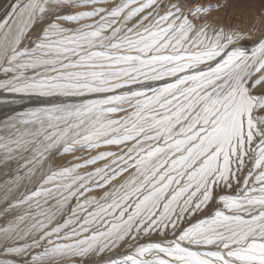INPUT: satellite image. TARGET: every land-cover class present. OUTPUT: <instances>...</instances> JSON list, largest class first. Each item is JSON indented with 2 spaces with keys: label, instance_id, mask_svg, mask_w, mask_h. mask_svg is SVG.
Returning <instances> with one entry per match:
<instances>
[{
  "label": "snow or ice",
  "instance_id": "snow-or-ice-1",
  "mask_svg": "<svg viewBox=\"0 0 264 264\" xmlns=\"http://www.w3.org/2000/svg\"><path fill=\"white\" fill-rule=\"evenodd\" d=\"M5 16L0 264H264V0Z\"/></svg>",
  "mask_w": 264,
  "mask_h": 264
},
{
  "label": "rangeland",
  "instance_id": "rangeland-1",
  "mask_svg": "<svg viewBox=\"0 0 264 264\" xmlns=\"http://www.w3.org/2000/svg\"><path fill=\"white\" fill-rule=\"evenodd\" d=\"M3 0H0V6H3L4 4H6L9 0H4L3 3H2ZM13 3V0L10 1V4ZM3 4V5H2ZM9 4V6H10ZM2 7H0L1 9ZM237 12L239 14V19H236L235 22L236 23H240L241 20H247L250 16L254 15V13H252L248 7H247V4H242L238 9H237Z\"/></svg>",
  "mask_w": 264,
  "mask_h": 264
},
{
  "label": "bare ground",
  "instance_id": "bare-ground-1",
  "mask_svg": "<svg viewBox=\"0 0 264 264\" xmlns=\"http://www.w3.org/2000/svg\"><path fill=\"white\" fill-rule=\"evenodd\" d=\"M4 1V0H3ZM3 1H2V3H3ZM10 1L11 0H9L6 4H2L3 6H0V7H2L1 9H0V17H3V18H5V19H7V16H5V13H10L11 12V8L15 5V3H17L18 2V0H13V3H11L10 4ZM9 4H10V6H9Z\"/></svg>",
  "mask_w": 264,
  "mask_h": 264
}]
</instances>
